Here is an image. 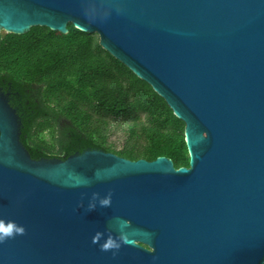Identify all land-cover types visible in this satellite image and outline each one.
Masks as SVG:
<instances>
[{
	"label": "water",
	"instance_id": "95a60500",
	"mask_svg": "<svg viewBox=\"0 0 264 264\" xmlns=\"http://www.w3.org/2000/svg\"><path fill=\"white\" fill-rule=\"evenodd\" d=\"M69 24L185 123L190 166L33 159L0 88V264H264V0H0V32Z\"/></svg>",
	"mask_w": 264,
	"mask_h": 264
},
{
	"label": "trees",
	"instance_id": "16d2710c",
	"mask_svg": "<svg viewBox=\"0 0 264 264\" xmlns=\"http://www.w3.org/2000/svg\"><path fill=\"white\" fill-rule=\"evenodd\" d=\"M0 88L22 121L33 159H67L101 149L131 159L165 156L189 167L185 123L153 88L105 51L98 35L69 24L67 34L32 27L0 33ZM126 129L121 149L111 122Z\"/></svg>",
	"mask_w": 264,
	"mask_h": 264
},
{
	"label": "rangeland",
	"instance_id": "374dc122",
	"mask_svg": "<svg viewBox=\"0 0 264 264\" xmlns=\"http://www.w3.org/2000/svg\"><path fill=\"white\" fill-rule=\"evenodd\" d=\"M0 33H7L5 31H1ZM110 143H112L116 149H121L124 145L125 141L128 138V134L126 133V129L122 126V124H118L115 121L111 122L110 127Z\"/></svg>",
	"mask_w": 264,
	"mask_h": 264
},
{
	"label": "clouds",
	"instance_id": "9594fccd",
	"mask_svg": "<svg viewBox=\"0 0 264 264\" xmlns=\"http://www.w3.org/2000/svg\"><path fill=\"white\" fill-rule=\"evenodd\" d=\"M5 231H9V230H5ZM17 231H19V229H17Z\"/></svg>",
	"mask_w": 264,
	"mask_h": 264
}]
</instances>
